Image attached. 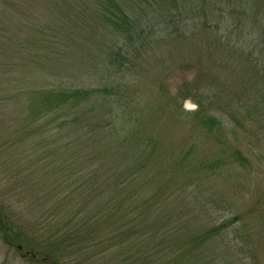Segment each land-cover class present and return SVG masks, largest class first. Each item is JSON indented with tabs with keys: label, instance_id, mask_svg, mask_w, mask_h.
Returning <instances> with one entry per match:
<instances>
[{
	"label": "rangeland",
	"instance_id": "obj_1",
	"mask_svg": "<svg viewBox=\"0 0 264 264\" xmlns=\"http://www.w3.org/2000/svg\"><path fill=\"white\" fill-rule=\"evenodd\" d=\"M103 2L0 0V200L11 221L24 226L29 216L40 213L27 206L39 204L29 183L38 173L32 157L47 150L50 158L59 162L61 157L42 145L29 150L32 157L25 154L18 130L34 117L40 98L39 93L32 100L26 94L11 98L14 83L29 86L36 76L42 89L123 83L132 110L128 135L137 136L141 150L128 161L152 152L142 170L152 186L145 196L159 194L157 205L170 220L185 223V236L236 218L204 248L212 253L209 245H218L224 264H264V72L259 73L256 55H250L264 52V0H122L141 21L135 31L151 18L140 46L129 33L116 31L102 14L112 5ZM118 53L130 55L119 73ZM196 87L213 93L206 107L225 120L224 129L195 125L191 112L197 104L191 93ZM60 113L39 117L34 128L55 139ZM71 130L59 139L74 141L66 153L82 150ZM116 139L112 136V154ZM22 175L27 184L22 185ZM22 241L27 245L0 236V264H52L33 257Z\"/></svg>",
	"mask_w": 264,
	"mask_h": 264
},
{
	"label": "trees",
	"instance_id": "obj_2",
	"mask_svg": "<svg viewBox=\"0 0 264 264\" xmlns=\"http://www.w3.org/2000/svg\"><path fill=\"white\" fill-rule=\"evenodd\" d=\"M107 3L112 6L102 14L111 18L116 31L121 35L122 32L129 33L128 37H132L134 43L140 46L142 38L151 28V18L135 31L141 21L134 18L131 11L127 12L124 2L104 0L103 4L107 6ZM41 47L40 42L39 49ZM125 55L130 59L129 54ZM125 55L118 53L116 56V62L121 65L118 73L123 68ZM250 55H256L259 73L264 72V68L260 67V63H264V52L261 50ZM40 78H31L35 81L29 86L20 80L14 83L15 94L11 98L26 94L32 100L36 93L40 98V107L32 113L34 117L31 116L28 125L18 130L22 134L20 142L27 145L24 150L27 156L32 155L29 152L32 147L42 145L43 148L49 146L60 151L61 154L56 155L60 154L61 157L59 162L50 158L49 150L31 156L32 167L37 165L35 171L38 173L29 183L31 192L39 195V204L29 202L27 206L38 207L40 213L35 218L29 216L30 220L21 226L11 221L0 200V236L6 235L11 242L27 245L22 241L25 239L29 245L28 253L52 264H194L198 261L201 264H224L223 260L219 261L218 245H209L212 253L204 245L224 234L236 222V218L185 236V223L170 220L167 211H162L163 207L157 205L159 194L145 196L144 191L152 186L143 180L142 170L150 161L152 152L133 163L128 161L130 155L141 150L137 145V136L128 135L132 110H128L120 88L123 83L110 81L101 86L73 85L42 89L37 87ZM120 79V82L126 80ZM191 97L197 104V108L191 112L197 119L195 125L210 130L227 126L222 117L206 107L207 101L215 98L208 87H196ZM71 108L75 109L74 114L68 111ZM59 111L61 122L56 125V138L42 137L41 132L34 128L36 122L40 121L38 118H46ZM69 126L72 127V135H77V145L78 148L82 146L81 151L74 149L66 153L74 141L59 143V139L70 136L65 132ZM45 132L49 135L50 129H45ZM112 136L117 137L115 153L120 156L118 158L112 154ZM15 144L8 143L7 146ZM235 154L240 160H245L240 150L236 149ZM22 177L21 183L24 185L27 176ZM18 233L23 236H18ZM203 250L207 252L206 256L202 255ZM163 256L166 258L161 260Z\"/></svg>",
	"mask_w": 264,
	"mask_h": 264
},
{
	"label": "water",
	"instance_id": "obj_3",
	"mask_svg": "<svg viewBox=\"0 0 264 264\" xmlns=\"http://www.w3.org/2000/svg\"><path fill=\"white\" fill-rule=\"evenodd\" d=\"M21 247V246H20Z\"/></svg>",
	"mask_w": 264,
	"mask_h": 264
}]
</instances>
